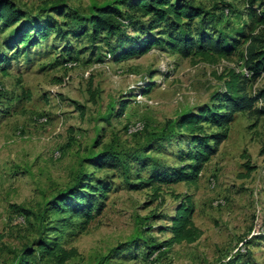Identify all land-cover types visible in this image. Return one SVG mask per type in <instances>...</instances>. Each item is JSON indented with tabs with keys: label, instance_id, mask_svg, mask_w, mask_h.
I'll use <instances>...</instances> for the list:
<instances>
[{
	"label": "rangeland",
	"instance_id": "1",
	"mask_svg": "<svg viewBox=\"0 0 264 264\" xmlns=\"http://www.w3.org/2000/svg\"><path fill=\"white\" fill-rule=\"evenodd\" d=\"M10 1L24 17L10 27L0 22V58L6 59L0 65V264H12L38 238L74 249L65 264H264V112H254L262 98L234 114L194 181L149 178L156 168L189 162L179 158L193 147L175 125L180 116L221 111L238 87L249 96L264 90V70L253 77L247 69L249 41L239 34L264 38V24L252 23L244 0H189L216 15L205 32L239 42L229 54L188 57L160 27L147 33V18L124 0ZM105 2L127 11L131 25L110 39L78 33L72 16H87L92 4ZM58 4L61 14L52 9ZM50 24L62 32L30 45L15 41L19 30L33 36ZM147 35L158 40L147 52L123 57L133 38ZM202 124L206 135L218 130ZM107 150L118 152L126 167L99 161ZM134 154L141 158L131 159ZM78 181L109 188L99 203L89 198L94 209L87 222L47 209ZM185 200L200 236L162 247Z\"/></svg>",
	"mask_w": 264,
	"mask_h": 264
},
{
	"label": "trees",
	"instance_id": "2",
	"mask_svg": "<svg viewBox=\"0 0 264 264\" xmlns=\"http://www.w3.org/2000/svg\"><path fill=\"white\" fill-rule=\"evenodd\" d=\"M244 2L248 8V14L252 18V23L264 24V0H244ZM256 2H259L257 5L260 9L259 12L253 7ZM124 3L129 9L136 10L147 18L145 26L147 33L160 27L161 32L159 33H166L168 42L171 41L176 51L184 57H188L193 53L201 55L209 52L218 55L229 54L239 42L234 38L228 41L219 35L214 37L212 34L205 32L204 27L206 24L213 23L216 15L214 12L195 5L189 0H124ZM52 9L58 14L63 13V5L58 4L53 6ZM23 17L24 12L14 2L0 0V22L4 26L10 27ZM72 18L74 23L77 24L76 29L80 31L78 33L84 35L89 32L90 38L94 41L98 37H101L100 39H110L115 34H121L123 27L131 25L133 19L131 15L127 14V11H122L119 5L114 2H105L99 5L92 4L89 7L87 16H72ZM196 20L197 22H195ZM57 26L59 27V25ZM55 29L56 25L52 24L41 26L35 30L33 36L28 34L29 29L19 30L14 38L15 41H20V44L30 45L37 37L46 39L54 31L57 34L62 32L59 28ZM78 33L74 32L76 35ZM239 34L249 41L245 49V65L251 71L253 77H256L264 70V38L260 34H245L242 31ZM159 40L163 39L159 38ZM156 41L158 40H155L151 35L139 39L133 38V45L123 52V57L141 55L147 52ZM15 44L14 42L9 47H15ZM4 62H6V59L0 58V65H4ZM259 98L264 101V90L259 91L254 96H249L243 87H238L226 96L224 103L220 104L218 109H221V111L204 109L199 113L190 112L180 116L175 125L190 135L193 147L181 151L179 158L182 161L188 160L189 162L177 167L156 168L152 171L149 177L150 180L163 183L194 181L202 165L211 155L216 153L218 145L225 139L227 126L234 119V114L251 110L254 102ZM254 112L263 113L264 105L259 109H254ZM202 122L215 126L218 129L217 132L209 135L204 134ZM130 158L138 161L141 156L134 154ZM98 160H104L113 166L122 167H126V163H128L115 150L104 151L99 155ZM80 183L78 181L73 187L61 191L53 201L49 202L47 209L61 212L68 211L82 217L85 222L89 221L92 218L94 209V202L89 198L96 197L99 203L100 197L105 196L109 188L103 182H97L96 184L83 183L81 187L79 186ZM19 209L25 214L31 213L27 209ZM63 209L64 211H62ZM191 209L192 205L186 200L185 203L178 206L175 215L172 217L171 225L168 226L171 236L163 241L162 247L180 241L193 242L200 236V230L191 220ZM35 253L38 254V260H33L31 264H65L76 255L74 249H66L57 242L38 238L35 240L34 247H24L12 264H30L28 262L29 257ZM43 258L49 261L42 262Z\"/></svg>",
	"mask_w": 264,
	"mask_h": 264
},
{
	"label": "built area",
	"instance_id": "3",
	"mask_svg": "<svg viewBox=\"0 0 264 264\" xmlns=\"http://www.w3.org/2000/svg\"><path fill=\"white\" fill-rule=\"evenodd\" d=\"M228 10L226 9V12H227ZM132 131H133V129H131ZM131 130H129V131H131Z\"/></svg>",
	"mask_w": 264,
	"mask_h": 264
}]
</instances>
